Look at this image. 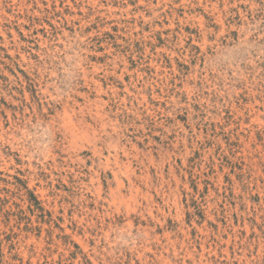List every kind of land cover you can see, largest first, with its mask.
Returning <instances> with one entry per match:
<instances>
[{"label":"rangeland","instance_id":"rangeland-1","mask_svg":"<svg viewBox=\"0 0 264 264\" xmlns=\"http://www.w3.org/2000/svg\"><path fill=\"white\" fill-rule=\"evenodd\" d=\"M0 264H264V0H0Z\"/></svg>","mask_w":264,"mask_h":264},{"label":"trees","instance_id":"trees-1","mask_svg":"<svg viewBox=\"0 0 264 264\" xmlns=\"http://www.w3.org/2000/svg\"><path fill=\"white\" fill-rule=\"evenodd\" d=\"M26 188V187H24ZM27 192L29 193V196L27 197V200L30 202V205H34L35 207H37L38 209H42L40 207V202L39 200L37 199V197L33 194V192L29 191L27 189ZM76 248H78L77 245H75ZM75 252L71 253V257H74L75 256Z\"/></svg>","mask_w":264,"mask_h":264}]
</instances>
